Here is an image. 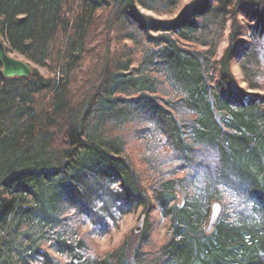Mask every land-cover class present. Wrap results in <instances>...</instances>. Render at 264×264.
<instances>
[{"label":"trees","instance_id":"trees-1","mask_svg":"<svg viewBox=\"0 0 264 264\" xmlns=\"http://www.w3.org/2000/svg\"><path fill=\"white\" fill-rule=\"evenodd\" d=\"M180 2L0 0L7 50L48 73L0 66V264H264V94L232 73L264 91V0Z\"/></svg>","mask_w":264,"mask_h":264},{"label":"rangeland","instance_id":"rangeland-1","mask_svg":"<svg viewBox=\"0 0 264 264\" xmlns=\"http://www.w3.org/2000/svg\"><path fill=\"white\" fill-rule=\"evenodd\" d=\"M190 0H181L180 5L178 7V9L176 10V12H178L185 4H187ZM141 9V8H140ZM141 12L156 19V20H162V19H170L172 18L174 15H160L157 14L151 10H145V9H141ZM176 15V14H175ZM99 40V39H98ZM226 38L224 37V39L221 41L219 47H218V56L221 55L223 48L226 46ZM94 44V43H93ZM96 46V45H95ZM103 52V49H99V52ZM13 56H15L16 58H20L23 60L28 61V63L35 68L38 72H40L43 75L48 74L47 71L39 66L34 65L32 62H30L29 60H27L24 56L16 53V52H10ZM97 51H93L90 52L89 55L85 58V60L82 63V69L80 71H82V73L80 75H77V81H79L82 77V80L86 78V76H84V72L87 70H90V68L92 67V64L94 63L95 57H96ZM232 73L234 74L236 80L239 82V85L244 89L245 93L248 94H264V91H259V90H252L249 89L246 85L245 82L242 81V73L238 67L237 64H233L232 66ZM82 75V76H81ZM82 82H77L76 83V87L80 88L81 87ZM135 149V147H134ZM133 153V155H137V151H131ZM136 158V157H133ZM227 199L224 200L225 203L228 204ZM221 204L223 202V200H220ZM230 204L232 202H234V200H230L229 201ZM230 210V209H229ZM228 210V211H229ZM140 213L141 211L138 210L134 213L128 214L126 216H124L119 223V226L116 228H113L112 231L105 235L104 237L101 238H95L93 240L96 249H98V251H106L109 248H113L117 245H119L125 238H130L131 240H133L135 238L136 232L134 231L135 226L137 225L139 219H140ZM158 221V220H157ZM159 231L157 232V234H155L154 237V241L156 243H160L163 240V235L165 232V221L161 220L159 222ZM88 229V225H86L83 230H87ZM55 256L59 257L57 254H55L54 252H52Z\"/></svg>","mask_w":264,"mask_h":264},{"label":"water","instance_id":"water-1","mask_svg":"<svg viewBox=\"0 0 264 264\" xmlns=\"http://www.w3.org/2000/svg\"><path fill=\"white\" fill-rule=\"evenodd\" d=\"M0 66L3 78H28L32 75V66L28 61L16 58L6 47L4 39L0 35ZM222 212V205L219 201L213 200L210 203V210L205 224V231L210 232L214 229ZM143 218L141 215L137 225L134 228L136 233L140 232L143 226Z\"/></svg>","mask_w":264,"mask_h":264},{"label":"snow or ice","instance_id":"snow-or-ice-1","mask_svg":"<svg viewBox=\"0 0 264 264\" xmlns=\"http://www.w3.org/2000/svg\"><path fill=\"white\" fill-rule=\"evenodd\" d=\"M213 159H214V157H213ZM181 166H182V165H181ZM230 194L234 195V193H231V192H230ZM92 230H93V231H96V232H102V231L105 230V229H103L99 223H96V224L93 226V229H92Z\"/></svg>","mask_w":264,"mask_h":264}]
</instances>
